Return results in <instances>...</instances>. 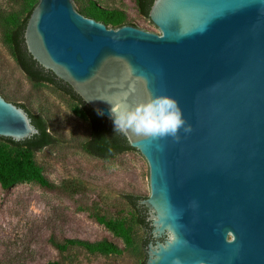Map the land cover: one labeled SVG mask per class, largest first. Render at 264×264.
Here are the masks:
<instances>
[{
    "label": "water",
    "instance_id": "water-1",
    "mask_svg": "<svg viewBox=\"0 0 264 264\" xmlns=\"http://www.w3.org/2000/svg\"><path fill=\"white\" fill-rule=\"evenodd\" d=\"M149 17L161 34L40 0L25 47L112 123L122 101H179V142L123 134L150 168L146 264H264V0H154ZM39 133L0 96V137Z\"/></svg>",
    "mask_w": 264,
    "mask_h": 264
},
{
    "label": "rangeland",
    "instance_id": "rangeland-1",
    "mask_svg": "<svg viewBox=\"0 0 264 264\" xmlns=\"http://www.w3.org/2000/svg\"><path fill=\"white\" fill-rule=\"evenodd\" d=\"M39 2L0 0V96L25 104L46 120L56 142L32 158L52 187L33 181L9 189L0 184V264H146L149 232L138 224L128 196L151 195L148 161L136 149L112 159L85 151L91 123L83 107L54 85L30 79L13 54L8 35ZM74 2L85 17L115 12L125 25L161 34L150 17L142 15L138 0ZM0 146L11 150L2 140ZM69 240H108L117 251L92 252ZM55 242L70 247L58 249Z\"/></svg>",
    "mask_w": 264,
    "mask_h": 264
},
{
    "label": "trees",
    "instance_id": "trees-1",
    "mask_svg": "<svg viewBox=\"0 0 264 264\" xmlns=\"http://www.w3.org/2000/svg\"><path fill=\"white\" fill-rule=\"evenodd\" d=\"M154 0H138V6L142 15L149 17V11ZM83 15L84 13L80 11ZM24 19L9 35L8 40L12 47L13 54L30 79L37 82H46L54 85L58 89L66 92L74 100L79 102L83 107L85 114L91 123V136L88 141L83 144V148L88 153L103 159H112L121 153L135 150L132 148L127 138L114 131L113 123L103 115L98 114L93 108L88 106L72 88L58 79L51 71H46L36 60L29 54L25 47L24 34L28 20L31 16ZM92 19L97 18L108 26L110 24L114 28L124 26L121 19L115 12L110 14L104 10L101 14L91 16ZM15 105L23 108L32 118L33 124L39 129L40 133L22 142H16L10 138L0 137V140L11 147V150H6L0 146V184L3 189H9L16 184L24 181H33L44 188L52 187L48 183L40 168L36 165L32 158V154L41 151L45 147L56 142V138L48 131L46 120L40 114H33L31 110L22 103L15 102ZM15 149V151L13 150ZM129 202L136 212V219L147 232H149V223L147 222V211L144 206L139 205V200L142 198L136 196H128ZM71 245L79 244L92 252L107 251L115 253L117 247L108 240H102L96 243L83 242L79 240H69ZM58 249H68V245L56 243ZM48 264H63L61 261L49 262ZM145 264V263H144Z\"/></svg>",
    "mask_w": 264,
    "mask_h": 264
},
{
    "label": "clouds",
    "instance_id": "clouds-1",
    "mask_svg": "<svg viewBox=\"0 0 264 264\" xmlns=\"http://www.w3.org/2000/svg\"><path fill=\"white\" fill-rule=\"evenodd\" d=\"M98 114L103 115L102 112ZM114 131L116 133L135 135L151 141L171 137L179 142L180 131L191 133L192 125L183 115L179 101L169 95H150L145 100L129 104L120 102L111 109ZM174 264H181L179 258Z\"/></svg>",
    "mask_w": 264,
    "mask_h": 264
},
{
    "label": "bare ground",
    "instance_id": "bare-ground-1",
    "mask_svg": "<svg viewBox=\"0 0 264 264\" xmlns=\"http://www.w3.org/2000/svg\"><path fill=\"white\" fill-rule=\"evenodd\" d=\"M172 1V0H171Z\"/></svg>",
    "mask_w": 264,
    "mask_h": 264
}]
</instances>
